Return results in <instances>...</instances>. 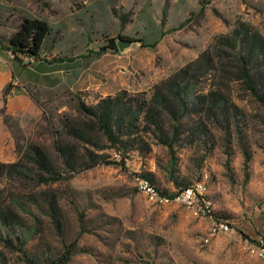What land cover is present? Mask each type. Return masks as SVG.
I'll return each mask as SVG.
<instances>
[{"label": "rangeland", "instance_id": "1", "mask_svg": "<svg viewBox=\"0 0 264 264\" xmlns=\"http://www.w3.org/2000/svg\"><path fill=\"white\" fill-rule=\"evenodd\" d=\"M25 17L53 29L47 46H55L46 57L74 62L48 65L24 55L17 59L4 49ZM238 21L264 33V0H0V64L11 65L15 75L0 89V130L16 135L13 149L0 147V161L20 160L32 142L55 158L56 129L64 116L79 117V97L95 104L101 95L123 89L149 90ZM76 78L81 86L71 85ZM6 88H12L7 100ZM239 104L252 153L248 168L237 139L229 142L215 130L213 137L205 134L179 147L174 158L149 137L150 149L137 144L124 164L64 172L47 184L0 179V201L15 196L22 202L18 211L30 255L18 250L15 235V246L0 244V264L54 257L75 239L78 251L67 264H264L243 246L248 237L264 239V108L252 99ZM107 152L120 159L115 149ZM146 176L169 193L181 188L177 183L206 179L213 210L231 230L207 241L212 219L178 202H151L137 186ZM46 195L57 202L62 234Z\"/></svg>", "mask_w": 264, "mask_h": 264}, {"label": "trees", "instance_id": "2", "mask_svg": "<svg viewBox=\"0 0 264 264\" xmlns=\"http://www.w3.org/2000/svg\"><path fill=\"white\" fill-rule=\"evenodd\" d=\"M52 34L48 22L25 17L4 49L17 59L24 55L49 63L73 60L66 56L48 58L44 55L55 46H47ZM150 45L155 46V43ZM11 91L12 88H6L5 100ZM247 99L264 108V33L248 22L238 21L230 32L217 36L196 59L149 90L123 89L100 96L95 104H88L79 97V117L64 116L60 128L56 129L55 158L32 142L20 160L0 161V179L20 178L47 184L60 180L64 172L76 174L100 164H124L127 152L136 149L137 144L150 149L149 137L166 146L174 158L179 147L192 144L205 134L213 137L215 130L224 133L229 142L232 137L237 139L248 168L252 153L243 131L245 112L239 104ZM107 149H115L120 159L113 158ZM189 185L177 183L181 188L174 193L161 191L174 196ZM46 199L50 217L62 234L57 202L53 196L46 195ZM18 207L22 209V202L15 196L9 201H0V244L15 246L16 235L18 250L30 257L24 248L28 237ZM77 251L78 239H75L56 256L28 258V263L67 264Z\"/></svg>", "mask_w": 264, "mask_h": 264}, {"label": "built area", "instance_id": "3", "mask_svg": "<svg viewBox=\"0 0 264 264\" xmlns=\"http://www.w3.org/2000/svg\"><path fill=\"white\" fill-rule=\"evenodd\" d=\"M137 184L138 189L153 203L178 202L192 208L197 214L210 217L212 224L207 241L210 240V236L228 233L231 230L227 220L215 216V211L209 198L207 180L204 178L196 180L191 185L178 191L174 196L163 193L149 179L144 177L138 178ZM243 246L247 253L264 261V239L262 237H248L245 239Z\"/></svg>", "mask_w": 264, "mask_h": 264}, {"label": "crops", "instance_id": "4", "mask_svg": "<svg viewBox=\"0 0 264 264\" xmlns=\"http://www.w3.org/2000/svg\"><path fill=\"white\" fill-rule=\"evenodd\" d=\"M53 57H55V56H53ZM53 57L48 56V58H53ZM39 62H45L48 65H63L65 63H67V62L72 63L74 61H64V62L49 63V62L44 61V60H39ZM1 63H3V62H1ZM13 76H15V75H14V73L12 71L11 65L7 66L5 64L4 65L0 64V89L1 90L3 89L4 85L9 81V79L11 77H13ZM72 84L81 86L83 84V81L82 80L78 81L77 78H76L74 81L71 82V85ZM109 95H111V94H109ZM30 97L33 100L32 96H30ZM22 98H24V100H25L26 99L25 95H23ZM33 111L34 110H32V113H33ZM33 125H34V123L31 122V128H32ZM15 139H16V135L12 134L9 131L8 128H3L2 130H0V147L2 148V150L13 149L15 147V144H16ZM5 154H8V152L6 151Z\"/></svg>", "mask_w": 264, "mask_h": 264}]
</instances>
